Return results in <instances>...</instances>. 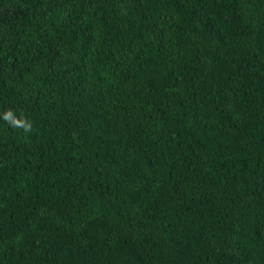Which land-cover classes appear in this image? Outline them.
Instances as JSON below:
<instances>
[{"label":"trees","instance_id":"obj_1","mask_svg":"<svg viewBox=\"0 0 264 264\" xmlns=\"http://www.w3.org/2000/svg\"><path fill=\"white\" fill-rule=\"evenodd\" d=\"M0 264H264V0H0Z\"/></svg>","mask_w":264,"mask_h":264},{"label":"clouds","instance_id":"obj_2","mask_svg":"<svg viewBox=\"0 0 264 264\" xmlns=\"http://www.w3.org/2000/svg\"><path fill=\"white\" fill-rule=\"evenodd\" d=\"M18 111L19 115H17V110L6 109L0 114V119H3L11 128L21 130L25 135L31 134L33 131L31 121L25 116L23 110Z\"/></svg>","mask_w":264,"mask_h":264}]
</instances>
